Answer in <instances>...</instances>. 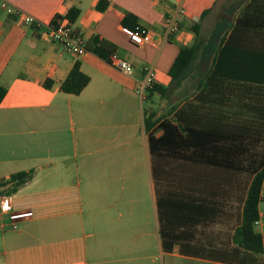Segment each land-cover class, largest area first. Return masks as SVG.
<instances>
[{
  "label": "crops",
  "instance_id": "1",
  "mask_svg": "<svg viewBox=\"0 0 264 264\" xmlns=\"http://www.w3.org/2000/svg\"><path fill=\"white\" fill-rule=\"evenodd\" d=\"M6 1L42 26L0 10V86L7 89L0 105V182L35 172L10 196L13 209L34 218L18 232L0 228V264H264L263 255L239 252L234 240L244 199L223 192V162L206 158L209 113L198 88L224 36L249 53L250 69L264 68V58L253 60L264 55V0H107L104 12L100 0ZM180 5L187 16L166 37L165 18ZM72 7L81 10L73 28L86 42L99 36L115 45L133 65L132 75L93 53L75 56L51 39L47 28ZM128 13L134 17L127 27L150 32L143 45L122 32ZM198 23L208 42L175 81L170 69L181 48L194 44L190 29ZM77 62L90 83L80 95L66 94L62 83ZM147 67L164 94L138 93ZM228 101L211 106L213 113L246 115L236 97ZM151 114L156 126L147 132ZM164 122L182 127L167 137ZM150 135L167 137L155 153Z\"/></svg>",
  "mask_w": 264,
  "mask_h": 264
},
{
  "label": "trees",
  "instance_id": "2",
  "mask_svg": "<svg viewBox=\"0 0 264 264\" xmlns=\"http://www.w3.org/2000/svg\"><path fill=\"white\" fill-rule=\"evenodd\" d=\"M108 6L107 0H100L97 8L104 12ZM210 12L211 10L206 11L203 17ZM80 15L81 10L72 7L64 17L57 15L50 25H56L62 20L74 25ZM132 17H134L132 14H126L125 26H129L128 20ZM190 30L195 34V42L192 46L181 48L169 72L175 81L190 69L208 42L202 38L200 23L195 24ZM236 30L235 28L234 31ZM86 49L108 63L110 57L116 53L115 45L99 36L86 42ZM250 58L249 53L242 50L236 41L234 43V37L227 39L224 36L216 52L213 67L198 88L201 89L200 100L205 102L209 113L203 135L206 158L222 160L223 192H234L244 199L242 223L235 232L234 240L239 252L262 256L263 236L256 231L255 222L260 216L259 206L262 202L260 192L264 179V68L257 65L259 67L256 70L250 69L248 63ZM259 58H264V55L253 56V60ZM89 83L90 78L82 72L81 64L77 62L62 83L61 90L66 94L80 95ZM45 86L49 88L51 82L47 81ZM155 91L159 94L165 93L164 88L156 85L147 93ZM6 95L7 89L0 86V105ZM229 96L238 99V108L244 110L246 115L233 119L227 115L228 113L220 115L213 113L211 108L213 105L229 106ZM154 118L155 116L151 114L145 119L147 132L156 126ZM181 127V124L175 127L170 122L160 125L167 137H170L171 130L176 131ZM167 137L165 135L162 139H156L154 135H150L153 153L166 143ZM34 175V171L12 175L9 180L0 182L1 194L7 196L15 194L32 181Z\"/></svg>",
  "mask_w": 264,
  "mask_h": 264
},
{
  "label": "built area",
  "instance_id": "3",
  "mask_svg": "<svg viewBox=\"0 0 264 264\" xmlns=\"http://www.w3.org/2000/svg\"><path fill=\"white\" fill-rule=\"evenodd\" d=\"M0 10L11 16H24L21 10L14 8L6 0H0ZM185 16H187V10L180 5L173 13L165 18L164 28L166 37H170L180 30V20ZM24 20L29 26L35 28L42 26L41 22L34 17L24 16ZM47 32L54 42L63 45L69 53L75 56H83L88 53L86 49V41L81 34L73 28V25H71L69 21L62 20L56 25H49ZM122 32L135 45H143L145 37L150 33L148 30L139 26L136 28L123 26ZM110 65L127 75H132L134 73L133 65L120 58L116 53L110 57ZM154 84V70L151 67H147L145 68L144 80L138 85L137 91L144 98L147 91L154 87ZM260 199L264 201V179L261 187ZM33 218L34 213L32 211H16L13 209L10 196H0V227L2 229L18 232L23 222ZM255 229L262 236L264 235V213L260 214L259 219L255 222Z\"/></svg>",
  "mask_w": 264,
  "mask_h": 264
},
{
  "label": "rangeland",
  "instance_id": "4",
  "mask_svg": "<svg viewBox=\"0 0 264 264\" xmlns=\"http://www.w3.org/2000/svg\"><path fill=\"white\" fill-rule=\"evenodd\" d=\"M212 24H213V21H212V19H208L205 23H204V25H207L208 27H210V26H212ZM205 64L208 66L209 65V61H206L205 62ZM145 105H147V103L145 102L144 103V106ZM2 194H0V196H1ZM260 211H261V213H264V201H262L261 203H260ZM0 225H1V222H0ZM1 228V227H0Z\"/></svg>",
  "mask_w": 264,
  "mask_h": 264
}]
</instances>
